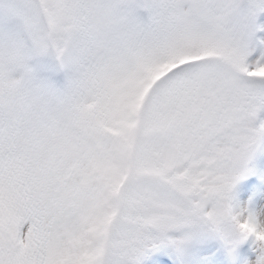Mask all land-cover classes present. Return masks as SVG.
I'll use <instances>...</instances> for the list:
<instances>
[{"label":"snow or ice","instance_id":"1","mask_svg":"<svg viewBox=\"0 0 264 264\" xmlns=\"http://www.w3.org/2000/svg\"><path fill=\"white\" fill-rule=\"evenodd\" d=\"M0 264H264V0H0Z\"/></svg>","mask_w":264,"mask_h":264}]
</instances>
